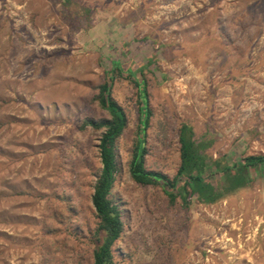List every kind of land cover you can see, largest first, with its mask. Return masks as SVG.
Segmentation results:
<instances>
[{
    "label": "rangeland",
    "instance_id": "rangeland-1",
    "mask_svg": "<svg viewBox=\"0 0 264 264\" xmlns=\"http://www.w3.org/2000/svg\"><path fill=\"white\" fill-rule=\"evenodd\" d=\"M115 61V264H264V167L210 205L131 178L141 114L127 71L146 84L147 170L176 175L183 124L206 175L264 155V0H0V264H94L104 130L85 121L109 118L97 97Z\"/></svg>",
    "mask_w": 264,
    "mask_h": 264
},
{
    "label": "trees",
    "instance_id": "trees-1",
    "mask_svg": "<svg viewBox=\"0 0 264 264\" xmlns=\"http://www.w3.org/2000/svg\"><path fill=\"white\" fill-rule=\"evenodd\" d=\"M115 68L107 72V79L99 87L97 100L101 108L109 113V118L101 121L87 119L85 125L97 130H104L101 136L99 150L102 170L98 177L92 196V204L96 211L98 225L96 230L97 247L94 250V264H115L114 246L124 231L122 213L118 205L110 198L117 173L115 144L127 127V118L124 110L111 97L112 84L117 76L126 72L117 61L113 62ZM139 88L141 123L138 139L134 145L130 161L131 178L140 185L149 186L160 184L165 189L172 204L180 199L183 206H189L191 199L210 205L219 202L228 194L248 184V175L253 170L264 167V155L248 156L234 165L218 161L210 164L215 168L206 175L208 156L204 152L203 143L195 139V133L188 124H183L179 133L180 166L173 177L147 170L145 130L149 127L151 110L148 107L146 84L137 77L132 70H127ZM116 73V74H115ZM217 173L223 175L221 186L213 185L211 179ZM251 181V179H250Z\"/></svg>",
    "mask_w": 264,
    "mask_h": 264
}]
</instances>
